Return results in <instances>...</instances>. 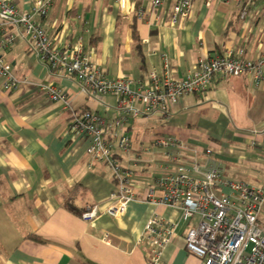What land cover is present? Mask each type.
<instances>
[{"label": "crops", "instance_id": "crops-1", "mask_svg": "<svg viewBox=\"0 0 264 264\" xmlns=\"http://www.w3.org/2000/svg\"><path fill=\"white\" fill-rule=\"evenodd\" d=\"M6 1L29 10L34 0ZM44 1L45 14L33 19L53 43L81 42L107 78L131 77L132 91L150 70L162 74L164 57L169 74L183 77L199 57L240 47L248 58L264 52V0L247 4L245 17L235 1L192 0L176 23V0L157 6L153 0ZM0 58L24 80L8 90L0 76V264H153L144 227L154 214L176 223L158 264H201L184 246L199 215L183 219L180 207L147 201L146 190L180 166L197 178L214 168L221 180L264 182V71L257 85L249 73H217L205 92L183 95L167 113H129L123 122L128 150L114 139L113 152L131 171L136 195L114 217L107 213L116 189L110 166L93 160L88 138L67 132V125L74 111L88 109L109 122L127 103L142 109L143 101L98 94L75 76L51 71L22 26L1 20ZM44 84L61 89L67 105L48 101ZM166 137L176 143L159 145ZM214 188L216 195L229 192L218 182ZM94 204L98 215L82 219Z\"/></svg>", "mask_w": 264, "mask_h": 264}, {"label": "built area", "instance_id": "built-area-1", "mask_svg": "<svg viewBox=\"0 0 264 264\" xmlns=\"http://www.w3.org/2000/svg\"><path fill=\"white\" fill-rule=\"evenodd\" d=\"M162 1L153 0V5L157 6ZM191 1L176 0L171 14L172 23L188 14ZM222 1L240 4L239 15L245 17L246 5L257 0ZM45 12L44 0H34L29 10H21L13 3L0 0L1 22L22 26L23 31L32 38L40 59L51 71H64L75 76L83 87L98 94L127 95L131 100L143 101L142 109L130 107L129 103L128 107L123 108L121 99L119 106L123 113L109 122L88 109L74 111L67 125V132L88 138L86 153L93 160L106 162L110 166L116 189L111 194L115 203L107 208V213L114 217L123 214L128 202L136 195L129 181L131 171L123 168L113 152L114 139L123 151L128 150L129 138L123 132V122L129 113L135 117L152 112L167 113L170 106L183 95L205 92L217 73L224 76L249 73L256 85L262 79L264 52L248 58L244 48L240 47L207 59L197 58L183 77L169 74L168 59L164 57L165 70L162 74L150 70L147 79L139 84L136 91H132L131 77L107 78L93 63L81 42L76 41L69 46L55 45L45 28L33 19ZM0 76L4 78V86L8 90L17 89L24 81L1 58ZM41 87L45 89L48 101L61 100L67 105L61 89L52 84ZM175 143V139L166 137L160 139L158 144L166 147ZM209 152L207 149L206 153ZM217 182L226 186L229 192L216 195L214 187ZM145 198L154 204L180 207L183 219L199 215L198 222L189 227L184 237V246L190 254L200 258L201 264H264V182L253 186L245 181L221 180L219 171L214 168L197 178L188 173L186 167L180 166L172 173L160 175L154 186L146 190ZM98 212L97 204L86 206L81 218L91 221ZM175 226V222L165 220L158 214L150 216L146 222L144 237L153 264L160 261L162 250Z\"/></svg>", "mask_w": 264, "mask_h": 264}, {"label": "trees", "instance_id": "trees-1", "mask_svg": "<svg viewBox=\"0 0 264 264\" xmlns=\"http://www.w3.org/2000/svg\"><path fill=\"white\" fill-rule=\"evenodd\" d=\"M33 237H36L35 235H32Z\"/></svg>", "mask_w": 264, "mask_h": 264}, {"label": "rangeland", "instance_id": "rangeland-1", "mask_svg": "<svg viewBox=\"0 0 264 264\" xmlns=\"http://www.w3.org/2000/svg\"><path fill=\"white\" fill-rule=\"evenodd\" d=\"M263 215V214H262Z\"/></svg>", "mask_w": 264, "mask_h": 264}]
</instances>
